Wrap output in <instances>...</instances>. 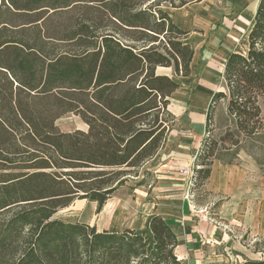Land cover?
Masks as SVG:
<instances>
[{
	"label": "trees",
	"instance_id": "1",
	"mask_svg": "<svg viewBox=\"0 0 264 264\" xmlns=\"http://www.w3.org/2000/svg\"><path fill=\"white\" fill-rule=\"evenodd\" d=\"M164 1L176 8L201 0ZM186 35L161 0H0V264H185L158 215L149 243L129 227L99 230L55 214L75 199L96 202L99 213L161 148L171 129L161 112L174 119L175 78L190 74ZM223 80L207 107L191 192L205 185L213 159L234 163L246 147L264 171V0L247 51L228 54ZM220 104L229 125L215 154L207 138ZM66 113L87 129L60 130Z\"/></svg>",
	"mask_w": 264,
	"mask_h": 264
},
{
	"label": "crops",
	"instance_id": "2",
	"mask_svg": "<svg viewBox=\"0 0 264 264\" xmlns=\"http://www.w3.org/2000/svg\"><path fill=\"white\" fill-rule=\"evenodd\" d=\"M202 1L176 7L174 11L179 21L190 25L189 10ZM224 1L222 10L230 20L220 24V34H215L210 46V50L218 53L217 56H223V62L229 53L239 52L234 49L239 45L238 38H246L248 43V33L254 24L259 0ZM167 13L173 20L174 12ZM173 23L187 31L183 41L191 46L186 41L188 28L181 27L176 20ZM224 33L226 36L223 39L221 34ZM222 39L224 41L219 43ZM216 43L221 46L215 47ZM191 47L190 74L181 77L194 80V94L184 105H175L171 97L181 88L178 80L180 87L169 97L168 104L169 111L175 117L174 126L157 153L142 164L136 180L141 184L131 189V195H127L129 198L124 195V198L117 197L110 203L111 214L120 213L123 222L116 230L129 227L152 243L149 221L153 215H158L174 233L177 240L174 253L185 264H241L245 259H262L264 175L250 156H239L231 164L214 160L204 185L205 192L195 191L190 199L185 198L186 176L181 170L194 164L205 133L206 111L211 95L219 90L214 66L200 61V49ZM222 66L223 74L224 63ZM161 68L170 67L156 68L157 73L165 74L161 73ZM112 195L104 205L110 202ZM75 221L90 223L86 220ZM96 227L99 230H115Z\"/></svg>",
	"mask_w": 264,
	"mask_h": 264
},
{
	"label": "rangeland",
	"instance_id": "3",
	"mask_svg": "<svg viewBox=\"0 0 264 264\" xmlns=\"http://www.w3.org/2000/svg\"><path fill=\"white\" fill-rule=\"evenodd\" d=\"M224 5H225L224 0H204L200 4H196L195 7L192 10H189L188 12L189 18L191 19L190 25H185L183 21H179V18H177V15L174 11L175 7H172L167 1L161 0V8L166 12H174V18L172 17L173 20H176L177 23L180 22L181 27L188 28L189 33L186 41H188L191 44V46L195 47L197 50L200 49V59H201L200 61L204 60L206 63L214 66L213 70L217 74L215 77V82L217 85L216 87L219 90H225L223 74H222V67H223L222 65L224 63L223 62L224 58L222 55L221 57L217 56L218 53L213 50H210V46L213 45L211 43L214 41L213 37H215V34H220L218 28L220 24L230 20L227 18L229 17V15L223 13L222 7ZM221 36L224 39L226 35L224 33L221 34ZM223 39L219 43L224 41ZM238 39H239L238 40L239 45H237L234 49L241 53H245L248 48V43L246 41V38L242 40L241 38ZM214 46L217 47L221 45L216 43L214 44ZM210 51L211 53L212 52L213 53L211 54ZM226 51L227 49L224 50V52ZM200 61H199V66L201 65ZM194 71L196 72V70ZM172 72L173 69L171 67L169 69L161 68V73L172 75ZM175 80H177V82L179 80L181 84V88L180 90H178V93H175L173 97H171L172 98L171 100L172 102H174L175 105L180 107L181 103L184 105V102L189 101L193 96L194 94L193 89L195 84L193 79L189 80V79H183L182 77L181 78L178 77L175 78ZM261 106L262 108H264L263 101H261ZM161 122L165 124L166 128L167 127L172 128L175 124V117L173 119L170 113H168L167 111L164 112L162 111ZM56 125L59 127L60 130L66 132L73 131L75 129H81V130L87 129V125L80 119L79 116L73 113H66L63 116L59 117L56 120ZM228 125L229 123L226 118L224 105L220 104L212 112V119L209 123V132L207 138V143L209 144V146L211 145V143L216 142L215 154H217L218 150H220L219 147L221 143L219 141V137L224 133ZM247 145L248 142H245L243 146H247ZM225 146H228V143H225ZM246 148L240 149L238 151L236 158H234L233 161L236 162L239 159V156L244 157L245 154L250 156L254 160L253 156ZM209 158H212V156H210ZM214 160L216 159H213V161ZM140 168L141 166L137 169L135 173H132V175H129L127 177L126 181L117 188L119 190L116 189L112 193L113 195L112 198L110 199V202H108L106 205H103L99 213H96V206H97V204H95L96 202L94 203V201H89L87 199H75L68 207L60 208L56 212L55 217L62 218L67 221L86 220L89 221L90 223H95L98 227H107L109 229L116 230L121 226L123 222L120 218V213L117 212V214H111L110 203L115 201V198L117 197L119 199L122 197L124 198V195L125 197L129 198V196L127 195H131V189L134 186H138L139 184H141V181L136 182L137 177L141 172ZM261 173L264 175V171H261ZM204 187L205 186H203L198 192L204 193L205 192ZM262 256H264L263 252H262Z\"/></svg>",
	"mask_w": 264,
	"mask_h": 264
},
{
	"label": "built area",
	"instance_id": "4",
	"mask_svg": "<svg viewBox=\"0 0 264 264\" xmlns=\"http://www.w3.org/2000/svg\"><path fill=\"white\" fill-rule=\"evenodd\" d=\"M194 164L188 168L182 169L181 172L186 176V193L185 198L190 199L192 197L193 192L190 191L191 182H192V173H193Z\"/></svg>",
	"mask_w": 264,
	"mask_h": 264
}]
</instances>
